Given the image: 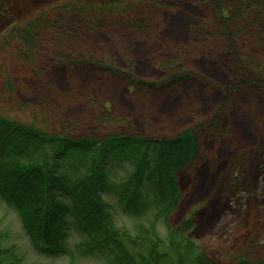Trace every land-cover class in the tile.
Segmentation results:
<instances>
[{
	"label": "rangeland",
	"instance_id": "374dc122",
	"mask_svg": "<svg viewBox=\"0 0 264 264\" xmlns=\"http://www.w3.org/2000/svg\"><path fill=\"white\" fill-rule=\"evenodd\" d=\"M237 1L0 0V38L47 16L39 26L56 21L60 28L43 33L41 53L49 57V48L57 46L53 52L66 57L55 64L40 54L38 75L32 76L0 52V112L77 138H172L198 129L200 154L180 175L183 198L171 221L178 224L193 213L192 237L216 264L264 257V0H258L260 12L251 9L236 21L232 40L214 9L219 4L232 10ZM174 60L178 70L170 72L166 66ZM104 68L160 91L109 80ZM172 74L189 79L174 82ZM8 77L14 93L5 88ZM247 84L253 88L242 93ZM238 87L241 93H234ZM126 172L114 181L122 182ZM104 198L113 207L115 228L130 237L149 223L129 219L112 197ZM0 231L22 264L70 263V256L35 254L17 214L4 207ZM157 232L165 237L162 226ZM82 242L74 237L67 243L76 264H103L80 255Z\"/></svg>",
	"mask_w": 264,
	"mask_h": 264
},
{
	"label": "trees",
	"instance_id": "16d2710c",
	"mask_svg": "<svg viewBox=\"0 0 264 264\" xmlns=\"http://www.w3.org/2000/svg\"><path fill=\"white\" fill-rule=\"evenodd\" d=\"M232 8L228 11L217 4L214 16L233 40L239 31L236 21L251 9L260 12L263 6L258 0H238ZM44 17L50 19L40 16L36 23L15 27L8 37L0 38V52H7L9 61L32 76L38 75L40 54L55 64L66 60L58 50L53 52L57 46L49 48V57L41 53L45 32L60 28L56 21L39 26ZM178 65L174 60L166 69L177 71ZM104 71L109 80L120 78L138 89L160 91L157 86L125 79L110 68ZM172 75L171 80L178 83L189 79ZM12 81L8 77L5 83L10 93L15 91ZM241 87L233 92L247 93L253 84ZM199 142L198 129L172 138L119 133L77 138L0 112V209L17 214L30 247L45 258L70 256L69 264H76L67 243L77 237L83 241L80 255L103 264H216L192 237L193 213L178 224L171 221L183 198L180 175L197 160ZM127 168L132 172L128 174ZM120 172H126V178L116 183ZM104 196L112 197L129 219L149 223L140 225L133 237L118 230L113 207ZM157 226L165 230V237L159 235ZM5 239L0 231V264H22L17 249L7 246ZM235 260L237 264H264V257L255 261L237 256Z\"/></svg>",
	"mask_w": 264,
	"mask_h": 264
}]
</instances>
